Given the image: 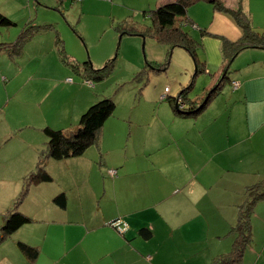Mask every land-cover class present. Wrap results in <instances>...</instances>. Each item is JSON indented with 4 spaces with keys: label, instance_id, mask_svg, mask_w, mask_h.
<instances>
[{
    "label": "crops",
    "instance_id": "1",
    "mask_svg": "<svg viewBox=\"0 0 264 264\" xmlns=\"http://www.w3.org/2000/svg\"><path fill=\"white\" fill-rule=\"evenodd\" d=\"M158 1L156 6L173 0ZM222 1L233 10L241 6L253 31L264 35V22H260L264 19V0ZM212 12L213 18L232 32L231 36L217 28L214 34L201 35L205 74L219 72L218 76L222 71V54L216 37L224 34L233 42L242 36V30L233 23L230 14L214 9ZM246 51H254L253 63L264 68V49ZM20 58L8 60L15 62ZM38 72V69L30 71L28 84L43 80L49 82L52 91L85 90L73 82L62 83ZM62 72V78L67 77V72ZM231 82L239 83L236 90L231 89L233 93L241 91L240 78ZM94 90L97 91L96 87ZM77 94L70 103L61 101L68 103V107L59 110L57 122L43 120L39 129L76 128L80 115L96 101L87 93ZM243 95L247 97L246 92ZM216 98L194 118H180L170 104L160 103L144 124L139 122L141 130L138 127L128 130L122 154L117 145L121 141H115L123 139L126 131L120 127L110 141L103 137L102 131L90 153H86L88 148L79 157L49 159L46 171L52 181L35 185L46 192V208L34 217L21 212L32 222L8 238L17 253L11 260L8 256L1 258L0 264H211L229 254L233 244L229 232L236 224L239 208L247 201L243 191L264 180V125L248 128L250 136L243 138L238 137L235 129L229 135L220 113L206 115L207 118L202 117L206 118L204 121L199 119ZM11 131L16 132V128ZM249 137L252 146L244 147L243 142ZM31 140L17 155L0 157V164L5 161L15 165L14 173L22 177L34 170L46 139L41 140L43 144ZM108 170H116L117 176L110 177ZM244 172L246 179L241 175ZM61 193L66 197L64 208L53 202ZM116 220L128 225L124 234L110 226ZM142 228L152 232L149 240L138 236ZM251 236L240 264H264V200L254 205ZM18 242L38 249L33 262L20 253Z\"/></svg>",
    "mask_w": 264,
    "mask_h": 264
},
{
    "label": "rangeland",
    "instance_id": "2",
    "mask_svg": "<svg viewBox=\"0 0 264 264\" xmlns=\"http://www.w3.org/2000/svg\"><path fill=\"white\" fill-rule=\"evenodd\" d=\"M156 1L0 0V15L14 23V26L8 28L0 26V43L17 40L27 26L37 30L23 44V56L17 61H9L5 50L0 51V79H7L0 82V157L9 154L8 159L17 155L22 147H27L24 145L31 139L43 144L45 137L39 132L43 128L39 129V124L43 120L57 122L59 110L66 109L67 104L79 92L81 95L86 96L87 93L94 97V103L101 98L113 100L115 110L104 123L101 132L110 141L112 135L120 131V127L121 130H126L123 139L115 140L121 141L117 145L119 144L122 154L128 130L130 132L137 129L139 122V125L144 124L160 103L169 105L161 96L167 94L172 98L177 97L181 89L191 83L195 73L194 61L184 49L170 48V45L160 43L151 36L142 38L139 34L121 35L116 30L120 23L134 25L142 30L153 28V22L147 13L158 7ZM212 11L213 6L206 2H198L187 11L189 19L194 23L191 21L193 25L186 26L184 30L199 43L200 54L197 52V56L201 63L205 58L202 34H214V30L219 28L232 36L226 25H221L218 19L213 18ZM232 20L238 27L236 21ZM260 22H264V19ZM219 35L221 36L216 38L220 43L223 39L230 41L224 34ZM57 38L62 42L63 51L57 45ZM246 50L234 58L221 93L199 118L204 121L208 117L206 115L212 117L220 113L222 120L226 121L228 133L235 129L238 137L243 138L250 136L248 128L253 130L264 125V68L253 63L251 55L254 51ZM85 62L92 70L86 72L81 69L82 72H78L76 66L82 67ZM165 64L163 71H156L158 65ZM49 67L52 69H48ZM32 69H38L41 76L62 83L70 79L71 85L73 82L85 90L71 93L62 89L52 91L49 82L43 80H32L28 84L26 78ZM234 70L238 72L234 73ZM61 71H66L67 77L62 78ZM217 73L198 75L188 97L193 98L204 88H210L212 82L214 84L217 81ZM99 75H102L101 79H98ZM236 78H240L241 91L233 93L230 85ZM95 87L97 91L94 90ZM244 92L247 97L243 95ZM63 100L68 103L62 104ZM14 128L16 132L12 133ZM21 128L24 129L17 131ZM111 143H114V139ZM243 145L252 146L251 137ZM93 149L89 148L86 153ZM15 171V165L9 162L0 164V227L4 223L3 216L12 208L24 185V177L15 174ZM241 175L244 176L243 179L247 178V173ZM245 193L243 191V195ZM46 197L43 188L32 185L18 210L37 216L46 208ZM245 198L246 194L244 201ZM10 241L6 239L0 244V259L5 256L10 260L14 259L17 250L10 246Z\"/></svg>",
    "mask_w": 264,
    "mask_h": 264
},
{
    "label": "trees",
    "instance_id": "3",
    "mask_svg": "<svg viewBox=\"0 0 264 264\" xmlns=\"http://www.w3.org/2000/svg\"><path fill=\"white\" fill-rule=\"evenodd\" d=\"M198 2H206L213 6L217 12L230 14L242 30V36L236 41L230 42L223 39L221 42L222 71L217 76V81L210 88H204L200 94L193 98L188 97V92L192 90L194 79L201 73H205L204 63L198 59L199 43L196 42L184 28L191 24L187 15L188 8ZM149 17L153 22V28L142 30L134 25L120 23L116 30L121 35H140L142 38L151 36L160 43L170 45V48L179 47L184 49L193 59L195 73L191 83L181 89L177 97L168 95L167 100L172 106L174 114L180 118H194L200 115L209 103L221 93L224 82L228 80L231 64L234 58L243 50L250 48L264 49V35L255 33L251 26V20L242 11L241 6L233 10L225 5L222 0H173L159 5L150 11ZM1 27H12L14 23L0 15ZM37 30L34 27H26L17 40L10 43H0V51L5 50L10 59H17L22 55L23 44L28 41ZM57 45L63 51L62 42L57 38ZM59 49L58 51L61 52ZM76 66L79 70H92L87 62ZM165 65H158L157 72L163 71ZM81 70V71H82ZM212 77H216L215 75ZM102 75L98 76L101 79ZM232 83V82H231ZM178 101L175 107L176 101ZM115 110V104L111 98H101L92 104L80 117L76 128L73 130H57L49 126L42 129L46 139L43 147L38 152L37 162L34 170L26 174L23 178L24 185L19 197L12 204V208L3 216V225L0 227V244L10 238L19 228L32 222V219L22 214L18 207L24 201L28 189L32 185L49 183L52 177L46 171V163L52 160H67L81 156L88 148L96 145L100 139L101 129ZM247 201L239 208L237 221L230 230L233 237L231 252L227 255L214 259L211 264H240L243 260L246 247L251 243V216L254 205L259 200H264V180L256 183L245 190ZM54 204L64 208L66 197L63 193L58 194L53 199ZM138 236L144 240L152 237V232L148 228H142ZM17 248L20 253L29 261L33 262L38 256V249L25 243L18 242Z\"/></svg>",
    "mask_w": 264,
    "mask_h": 264
},
{
    "label": "built area",
    "instance_id": "4",
    "mask_svg": "<svg viewBox=\"0 0 264 264\" xmlns=\"http://www.w3.org/2000/svg\"><path fill=\"white\" fill-rule=\"evenodd\" d=\"M67 82L71 83V80L68 79ZM231 87H232V90L234 91V90H236L239 87V83L232 82L231 83ZM165 91L167 93V89ZM165 95L166 94H163L161 96V99H164ZM107 173L112 178L117 176L116 170H108ZM110 226H112L119 234H124L128 230V225L125 222L121 221V220L113 221L112 223H110Z\"/></svg>",
    "mask_w": 264,
    "mask_h": 264
},
{
    "label": "water",
    "instance_id": "5",
    "mask_svg": "<svg viewBox=\"0 0 264 264\" xmlns=\"http://www.w3.org/2000/svg\"><path fill=\"white\" fill-rule=\"evenodd\" d=\"M178 101H179V100H177V101H176L175 107L177 106V104H178Z\"/></svg>",
    "mask_w": 264,
    "mask_h": 264
},
{
    "label": "clouds",
    "instance_id": "6",
    "mask_svg": "<svg viewBox=\"0 0 264 264\" xmlns=\"http://www.w3.org/2000/svg\"><path fill=\"white\" fill-rule=\"evenodd\" d=\"M166 95H167V94H166ZM166 95H165V96H166Z\"/></svg>",
    "mask_w": 264,
    "mask_h": 264
}]
</instances>
